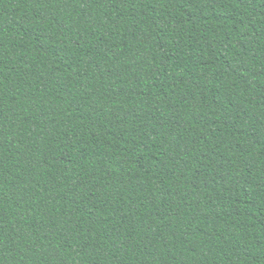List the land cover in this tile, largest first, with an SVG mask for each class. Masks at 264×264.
Masks as SVG:
<instances>
[{
  "label": "trees",
  "instance_id": "obj_1",
  "mask_svg": "<svg viewBox=\"0 0 264 264\" xmlns=\"http://www.w3.org/2000/svg\"><path fill=\"white\" fill-rule=\"evenodd\" d=\"M0 264H264V0H0Z\"/></svg>",
  "mask_w": 264,
  "mask_h": 264
}]
</instances>
